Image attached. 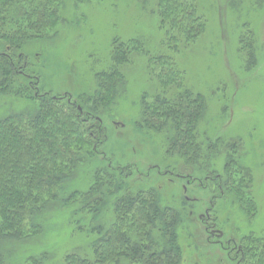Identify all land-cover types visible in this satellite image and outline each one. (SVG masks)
Instances as JSON below:
<instances>
[{"label": "trees", "instance_id": "obj_1", "mask_svg": "<svg viewBox=\"0 0 264 264\" xmlns=\"http://www.w3.org/2000/svg\"><path fill=\"white\" fill-rule=\"evenodd\" d=\"M66 1L0 0V95L27 105L0 118V264H12L18 247L43 236L56 211L69 216L75 234L91 238L87 248L67 252L56 264H181L179 230L190 221L189 215L165 203L159 189L132 186L126 174L130 166L117 164L103 148L107 133L103 122L105 115H113L126 86L120 66L147 54L158 81L152 100L150 91L142 95L136 129L147 128L150 137L152 132L161 133L168 158L179 157L212 174L207 164L222 151L221 140L212 141L200 131L207 98L184 83L185 71L178 60L182 50L204 34L206 16L198 0H138L140 7L158 17L164 33L159 50L150 53L142 38H116L111 62L95 72L94 90L73 98L47 89L41 81L43 66L34 71L25 52L31 41L56 29ZM74 1L77 5L101 0ZM231 146L230 141L225 147L228 160ZM235 164L251 178L250 168ZM230 165L229 161V170ZM230 182L232 187L234 180ZM257 241L245 238L250 242L244 255L247 264L255 262L257 249L263 247ZM48 252L29 255L24 263L47 264L48 258L54 259Z\"/></svg>", "mask_w": 264, "mask_h": 264}, {"label": "rangeland", "instance_id": "obj_2", "mask_svg": "<svg viewBox=\"0 0 264 264\" xmlns=\"http://www.w3.org/2000/svg\"><path fill=\"white\" fill-rule=\"evenodd\" d=\"M74 2L66 1L63 19L49 36L31 41L25 50L34 71L43 66L41 81L55 94L94 90L95 72L111 62L116 38H142L150 53L159 50L164 33L158 17L140 7L138 0ZM198 3L207 19L206 30L193 46L182 50L178 60L185 71L184 83L207 98L200 131L208 133L212 141L221 140L222 151L207 164L212 174L196 170L179 157L168 158L161 133L152 132L150 137L145 134L147 128L143 127L144 132L136 129L142 95L150 91L147 95L151 99L158 81L150 71L147 54L120 66L127 82L113 115L104 116L107 133L103 148L117 164L130 166L126 174H130L133 187L159 189L165 203L189 215L190 221L179 230L181 264H238L242 258L247 264L244 255L250 242L245 238L258 240L256 244L263 246L258 248L254 242L258 257L248 264H264V255L259 256L264 253V0ZM156 66L153 69L158 71ZM26 106L22 100L0 95V118ZM230 141L233 149L228 160L225 147ZM229 161L233 163L230 170L226 168ZM235 163L250 168L251 178H245V171ZM230 179L234 180L232 187ZM240 186L246 188L236 190ZM47 225L35 243L18 247L12 264H25L26 257L43 250L54 257L53 261L48 258L47 264H56L67 252L87 248L91 240L86 234H75L69 216L58 211ZM209 226L218 234L212 237L214 242L209 238ZM229 241L244 249L235 260L236 252L230 258L225 248Z\"/></svg>", "mask_w": 264, "mask_h": 264}, {"label": "flooded vegetation", "instance_id": "obj_3", "mask_svg": "<svg viewBox=\"0 0 264 264\" xmlns=\"http://www.w3.org/2000/svg\"><path fill=\"white\" fill-rule=\"evenodd\" d=\"M211 202H214V200L212 199ZM213 205H214V204H212L211 207H212ZM207 209L209 210L210 207L207 208ZM210 227H211V228H210ZM208 231H209V234H210V235H209L210 241L214 242L213 239H212V237H215V236H217L218 234H216V233L214 232V228H213V226H209ZM217 242H218V241H217ZM232 242H233V241H229V243L225 246V248H226V250L229 252L228 255H229L230 258H231V254H232V252H233V251L236 252V255L232 257V259L235 260V258H237L240 254H244V253H243V252H244V249L241 248L240 245H239L236 241L233 242L234 244H233V246H231V243H232ZM219 244H222V242H220ZM242 257H243V255H242ZM242 259H243V258H242ZM241 261H242V260L240 259V262H239L238 264H241V263H242Z\"/></svg>", "mask_w": 264, "mask_h": 264}]
</instances>
